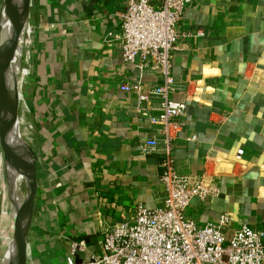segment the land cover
Returning <instances> with one entry per match:
<instances>
[{
    "label": "crops",
    "instance_id": "crops-1",
    "mask_svg": "<svg viewBox=\"0 0 264 264\" xmlns=\"http://www.w3.org/2000/svg\"><path fill=\"white\" fill-rule=\"evenodd\" d=\"M126 1L31 0L32 71L22 91L36 126L38 191L28 264H82L138 204L164 202L161 154L142 150L161 139L149 120L158 100L121 88L141 84L147 93L160 82L122 59ZM180 30L171 95L187 111L176 169L206 173L220 190L195 197L187 215L204 225L232 214L227 237L244 225L264 230V0H194ZM78 242L84 248L73 252Z\"/></svg>",
    "mask_w": 264,
    "mask_h": 264
},
{
    "label": "built area",
    "instance_id": "built-area-1",
    "mask_svg": "<svg viewBox=\"0 0 264 264\" xmlns=\"http://www.w3.org/2000/svg\"><path fill=\"white\" fill-rule=\"evenodd\" d=\"M193 1L160 0L156 4L152 0H127L120 13L124 63L160 75V82L147 93L141 92V84L124 83L121 88L135 91L140 100H158L161 112L149 120L157 126L161 139L149 138L142 150L145 155L161 154L165 197L156 208L138 204L133 216L104 230L101 251L82 264H264V230L244 225L227 237L232 214L224 212L217 221L204 225L187 215L195 197L205 200L220 192L206 173L188 175L176 169L175 149L185 125L187 102L172 98L176 89L172 65L180 26ZM31 71L30 55L25 53L21 71L24 81ZM78 248L83 249L84 242L74 244L73 252ZM68 261L76 264L72 258Z\"/></svg>",
    "mask_w": 264,
    "mask_h": 264
},
{
    "label": "water",
    "instance_id": "water-1",
    "mask_svg": "<svg viewBox=\"0 0 264 264\" xmlns=\"http://www.w3.org/2000/svg\"><path fill=\"white\" fill-rule=\"evenodd\" d=\"M30 9L31 0H18L13 12L3 0L0 9V145L7 188L16 192L23 217L0 264H27L28 242L38 191V153L33 146L34 155L31 158L20 137L19 81ZM18 43L22 44V51L20 57L14 60L12 51Z\"/></svg>",
    "mask_w": 264,
    "mask_h": 264
},
{
    "label": "bare ground",
    "instance_id": "bare-ground-1",
    "mask_svg": "<svg viewBox=\"0 0 264 264\" xmlns=\"http://www.w3.org/2000/svg\"><path fill=\"white\" fill-rule=\"evenodd\" d=\"M10 7V11L13 12L17 6L18 0H5ZM30 23V21H29ZM30 25V24H29ZM32 25V24H31ZM30 26L27 28V32H30ZM35 34V33H34ZM27 35V34H26ZM26 44V42H25ZM22 51V44L18 43L14 46L12 51V58L14 60H17L20 57ZM24 83V77L20 75V81H19V113H20V137L22 140V144L28 155L32 158L34 155V148H33V139L32 134L34 133V129L32 128V124L30 120L27 118V111H28V103L25 99V96L23 94L22 88ZM1 147V145H0ZM1 154H0V167H2L3 161V150L1 148ZM3 170V169H2ZM2 175H4L5 180V186H6V192L4 193L3 198V212L0 222V239L2 240V250L0 252V260L3 258L4 253L6 251V248L8 246V243L18 228L19 224L22 222L23 217L20 213L19 205H18V196L16 192L10 191L7 188L6 184V176L5 171L3 170ZM1 176V175H0ZM15 203V204H14ZM28 264V262H27Z\"/></svg>",
    "mask_w": 264,
    "mask_h": 264
},
{
    "label": "rangeland",
    "instance_id": "rangeland-1",
    "mask_svg": "<svg viewBox=\"0 0 264 264\" xmlns=\"http://www.w3.org/2000/svg\"><path fill=\"white\" fill-rule=\"evenodd\" d=\"M27 39V38H26ZM29 39V38H28ZM25 49H26V44H25ZM24 54H25V50H24ZM27 101V100H26ZM28 109V108H27ZM27 115V114H26ZM28 118V115H27ZM28 120H30L28 118ZM31 124L33 125L32 128L35 130L34 133L32 134V139L33 142L35 141V134H36V126L35 124L30 120ZM1 147H0V154H1ZM2 167H0V222H1V217H2V212H3V208H4V204H3V198H4V193L6 192V186H5V180H4V175H2L3 170H4V162L2 163ZM3 169V170H2ZM15 204V203H14ZM2 241V240H1ZM0 241V242H1Z\"/></svg>",
    "mask_w": 264,
    "mask_h": 264
}]
</instances>
